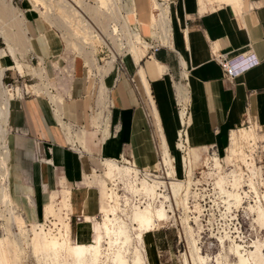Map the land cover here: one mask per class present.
Here are the masks:
<instances>
[{
	"label": "crops",
	"instance_id": "obj_1",
	"mask_svg": "<svg viewBox=\"0 0 264 264\" xmlns=\"http://www.w3.org/2000/svg\"><path fill=\"white\" fill-rule=\"evenodd\" d=\"M131 1L133 25L139 26L149 47L135 60L139 65L129 60L118 68L111 86L103 94L100 88L94 99L84 68L70 74L63 101L57 95L36 94L27 76L16 68H6L3 58V82L19 89L10 102L7 134L16 208L26 222H39L43 206L55 192L69 189V221L78 241L83 237L89 241L91 236L92 222L80 226L84 219L102 216L101 181L105 180L106 162L131 169L121 161L133 158L146 172H158L161 160L159 163L157 151L161 159L166 147L174 162L173 177L182 180L181 166L188 164L174 151V139L182 126H188L191 165L203 159L207 166L210 156L193 148L225 150L232 132L241 126L254 123L264 133V0H163L162 4V0H152L156 8L159 3L166 6L169 20V36L159 42L152 34L146 37L149 9L138 17ZM30 4L32 8L25 12L32 43L29 60L50 81V67L57 72L66 62L63 40L53 29L61 30L52 28L42 15L31 16L35 9ZM157 46L159 50L154 51ZM242 55L252 56L255 65L227 80L217 59ZM32 64L27 68H35ZM88 73L94 86L98 76L109 72L95 66L94 74L90 69ZM178 100L187 103L190 117L186 109L177 112ZM98 114H102L100 119ZM102 122H109L110 131H104Z\"/></svg>",
	"mask_w": 264,
	"mask_h": 264
},
{
	"label": "rangeland",
	"instance_id": "obj_2",
	"mask_svg": "<svg viewBox=\"0 0 264 264\" xmlns=\"http://www.w3.org/2000/svg\"><path fill=\"white\" fill-rule=\"evenodd\" d=\"M77 1H81V3ZM30 2L35 9V13L31 16L42 15L52 28L57 27L63 32L62 35L61 31L53 29L63 40L66 62L60 68L62 73L60 75H58V70L55 72L50 67L52 74L50 81L44 76L43 71H38L40 67L37 64H32L29 60L32 43L30 20L25 12L32 8ZM37 2L38 0H0V51L6 61V68H16L20 70V74L27 76L25 77L27 83L36 85V89L33 88L36 94L44 96L49 94L51 97L57 95V98L64 101L70 84L69 79H72L70 74L84 68L94 99L100 88L101 94H103L105 87L111 86L113 76L118 68L124 67L129 60H132L136 66L139 65L135 60L139 61L142 58L140 50L146 51L145 49L149 47L147 38L145 42L139 26L133 25L134 11L131 7V0H44L41 3ZM146 2L150 3L149 7L146 6ZM160 3L162 4L164 1L162 0ZM160 3L159 8H156L150 0H134L133 2L138 17L143 10L147 12L146 8L149 9L150 22L149 25H146V37L147 34H152L158 42L163 41L164 38L166 40L170 33L168 15L164 9L166 6H162ZM80 4L82 5L80 6ZM59 7L69 11L66 12L68 18H63L65 15ZM74 28L80 31L82 28V33L79 31L75 34ZM3 36L10 39V46L7 45ZM85 36H89L86 37V41ZM28 63H31L36 69L32 66L28 69ZM95 66L101 68L103 72L109 73L103 77L98 76L92 86L88 71L90 69V72L94 74ZM17 70L13 69L11 72L16 74ZM36 73L39 75L35 76ZM3 83L6 86L4 84V88L0 87V104L5 103V99H9L10 102L12 99V95L8 94L6 88L9 81ZM38 89L39 91H36ZM15 91L14 98L16 97ZM50 91L55 95H52ZM17 92L19 94V89ZM184 105L187 106V103L184 102ZM9 108L10 106L7 107V116L0 118V264H115L119 253L122 254L127 264H135L137 256L143 258L142 264H149L145 246L146 233L140 237L142 230L138 224H133L132 221L137 208L144 210L149 205H153L157 209L163 206L167 214V221L162 222L159 228L152 231L157 242L159 264H238L239 259L232 249L234 244L247 247L248 252L255 250L253 243L263 246L264 228L257 221V205L260 201L259 197L262 200L264 196V189L260 183L254 180L255 157L253 153L258 146L264 149V133L258 125L251 123L232 132L231 144L227 149L218 151V154L214 156H209V170L206 175L216 179L214 186L216 198L226 203L231 211L242 210L244 212L242 216L232 215L230 218L222 216L216 220H203V207L196 204L193 210L189 203L191 182L189 185H184L183 180L174 179L173 159L169 156V160H166L165 151L162 149L164 163L170 169L166 178L159 174L154 176L146 173V180L138 181L136 175L131 173V169L122 168L117 163L106 162L105 180L101 181L102 216L98 219L90 217L87 221L84 219V223L80 224L81 226L92 222L91 225L94 226V229L99 231L100 255L97 263L93 262L90 254L77 260L74 256L69 255L66 248L59 249L57 253L48 250L52 239H57L60 243L71 242L72 244H88L89 241L85 240L83 236L82 240L78 241V233L77 236L74 233L72 236L71 224L67 226V233L60 237L50 236L41 228L46 221L47 228L54 227L53 223L58 220L52 216L63 215L66 217L65 213H67L70 217L72 203L69 189L64 188L62 191L55 192L54 198L43 206L39 222L28 223L18 212L10 185V157L7 160L5 158L6 145L9 148L8 139L6 144L3 141L5 134H8ZM101 115L98 114L99 119L102 117ZM155 115L158 119L156 107ZM102 124L104 131L106 128L110 131L109 122H102ZM2 129L6 130V133ZM243 129L246 134H237L239 130ZM162 131L164 132L163 126ZM151 135L153 137L156 134ZM159 135L161 142L164 141L168 146L163 134ZM174 140L176 142V139ZM203 149L206 150V148L201 150ZM166 151L169 152L168 149ZM174 151L176 153L175 148ZM248 151L252 154H248ZM225 165L232 166L230 171H225ZM243 165H246L248 169L246 170ZM97 174L100 175L101 172L98 170ZM191 174L192 172L189 173V176ZM246 175H248L247 180ZM115 177L118 179L114 180ZM252 179L255 184L253 182L251 184ZM154 182L158 184L155 198L151 196ZM177 183L185 186L180 192H177ZM120 185H123L126 193L131 194L133 198L144 196L147 200L146 204L141 206L133 203L129 196L122 199L117 192ZM92 187H97V185L94 184ZM253 190L256 191L257 196ZM237 196L240 197V201L237 200ZM217 203L219 204V202ZM177 209H180L179 216ZM191 213L195 214L191 215ZM240 225L242 226L240 227ZM120 227L127 228L129 232L131 240L128 244H124L125 239L122 237L116 241L114 232L118 233ZM107 231L111 234L110 237L107 235ZM93 241H97L96 234L93 235ZM194 259L195 261H193Z\"/></svg>",
	"mask_w": 264,
	"mask_h": 264
},
{
	"label": "bare ground",
	"instance_id": "obj_3",
	"mask_svg": "<svg viewBox=\"0 0 264 264\" xmlns=\"http://www.w3.org/2000/svg\"><path fill=\"white\" fill-rule=\"evenodd\" d=\"M44 0H38L39 3L43 2ZM152 2V0H150ZM37 2V3H38ZM64 2V1H63ZM78 2V1H77ZM67 3V2H65ZM78 3H81L78 2ZM77 3V4H78ZM153 3V2H152ZM68 4V3H67ZM83 4V3H82ZM80 4V6L82 5ZM71 6V5H70ZM85 6V5H84ZM66 8V7H65ZM68 8V7H67ZM60 10H62L63 14L65 15V17L63 18H68L66 12H69V11H65V9L63 7H59ZM69 9V8H68ZM59 10V11H60ZM67 10V9H66ZM71 10V9H70ZM75 11V10H74ZM76 11H78L76 9ZM155 11V10H154ZM73 13V11H72ZM155 14V13H154ZM70 15V14H69ZM154 16V15H153ZM153 26V25H152ZM86 29V28H84ZM74 33L77 34L79 33V29L77 28H74L73 29ZM84 31V30H83ZM88 31V30H87ZM82 33V28H81V31ZM90 32V31H89ZM80 33V34H81ZM85 33V32H84ZM93 33V32H92ZM86 34V33H85ZM88 34V33H87ZM0 37H1V33H0ZM4 37V40L6 41L7 45L10 46V39L7 37V36H3ZM86 37L88 38L89 36H85V41L87 40ZM91 40V39H89ZM94 42V40H93ZM86 43V42H85ZM145 44V43H144ZM94 46V45H93ZM146 46V45H145ZM11 49H13L11 47ZM140 55H143V53H145L144 50H140ZM13 55H14V51L12 52ZM15 57V55H14ZM60 67H57V70H58V74H62L61 73V70L59 69ZM5 72H6V69L4 67V64H3V53L2 51H0V87L1 88H4V83H3V78H4V75H5ZM19 73H21L19 71ZM6 86V84H5ZM34 86L36 85H33L32 88H34ZM7 88V92L9 95H12V99H14V90H16V95L18 94V88H10V87H6ZM35 92V91H34ZM52 92V91H51ZM5 103H1L0 104V118L2 119V117H6L7 114H8V109L7 107L10 106V100L9 99H5L4 100ZM257 126V125H256ZM3 128V127H2ZM4 130V129H2ZM3 132V131H2ZM4 132L6 133V130H4ZM3 132V133H4ZM182 132V131H181ZM179 133L178 134V138H180L181 136H183L184 134L182 133ZM245 130H239L237 132V134H246L244 133ZM4 133V134H5ZM7 134H5V140L4 143L6 144L7 143V138H6ZM185 136H187V142H188V145H189V140H188V136L189 134H185ZM6 160L9 159L10 157V151H9V148L7 147L6 145ZM167 148L165 147V155H166V160H169V152L166 151ZM188 156H189V151H188ZM240 156V155H239ZM187 156H184V160L186 161V163L188 164V160L190 162V159L186 158ZM161 170L163 171V178H166L168 176V170L169 168L166 166V164L164 163V158L162 157L161 158ZM208 166V164H207ZM160 170V171H161ZM192 172V170L189 171V173ZM146 173H150L152 175H156L158 174V172H146ZM172 176V175H170ZM160 179V178H159ZM169 179V178H168ZM241 180V178H240ZM157 181V180H156ZM161 181V180H160ZM158 182V181H157ZM157 182H154L153 184V189L151 190V196L153 198H155L157 196V188H158V184ZM252 182L254 183V180L252 179L251 180V184ZM163 184V183H162ZM255 184V183H254ZM177 192H180V190L182 189L183 185L179 183H177ZM256 186V185H255ZM161 187V186H160ZM144 188V187H143ZM257 188V186H256ZM253 189V188H252ZM258 190V189H257ZM137 191V190H136ZM256 194V191L253 190ZM260 194V193H259ZM264 194V193H263ZM262 194V195H263ZM160 195V194H159ZM257 196V194H256ZM150 197V196H149ZM238 201H240V197L237 196L236 197ZM259 203L257 205V214H258V219L257 221L259 222L258 224H260L263 228H264V196L262 198V200L260 199L259 197ZM237 201V202H238ZM151 203V202H150ZM155 203V202H154ZM153 203V204H154ZM254 210V209H253ZM256 212V211H255ZM66 217H64L63 215L61 216H52V217H55L58 221H55V223H53L54 227H51V228H47V224L46 222L41 226L43 232H46L48 233L50 236H54V237H60L62 235H65L67 233V226L70 224V221H69V218L68 217V214L65 213ZM51 217V216H50ZM49 217V218H50ZM48 218V219H49ZM47 219V220H48ZM131 219V218H130ZM132 221H133V224H138L140 229L142 230V234L140 235V237L143 236V233H146V238H145V246H146V249H147V252H148V261H149V264H159V261H158V257H159V253H158V249H157V246H156V243H155V239H154V236H153V233L152 231L154 229H157L161 226V223L164 222V221H167V214H166V211H165V208L163 206H161V208H154L153 205H149L147 208H145L144 210L142 209H139L137 208L135 211H134V214H133V218H132ZM131 226V225H130ZM90 231H91V236L89 238V243L88 244H83V243H75V244H72L71 242H64V243H60L57 239H52L51 243H49L48 245V250H52L54 251L55 253H57L59 251V249H62V248H66L69 255H72L74 256L77 260H81L86 254H90L92 260L94 263H97L98 261V258H99V255H100V250H99V240H100V235H99V231H96L97 229H94V226L90 225ZM105 228V227H104ZM116 228V227H115ZM129 230V229H128ZM86 231V230H85ZM114 231V230H113ZM96 234L97 235V241H93V235ZM115 237H116V241L120 240V238H124L125 241H124V244H128L129 241L131 240V237L129 235V232L127 231V228H121L119 229V232L118 233H115ZM107 235L110 237V233L107 231ZM106 235V236H107ZM110 241V240H109ZM73 242V241H72ZM255 242V241H254ZM257 242V241H256ZM112 243V242H111ZM253 243V242H252ZM263 244V243H262ZM264 246V244H263ZM263 246L259 243H253V249H255L254 251H250L248 252V249L247 247H241L239 245H235L234 244V248L232 247L233 249V252L235 253V255L238 257L239 259V262L238 264H264V253H263ZM144 247V246H143ZM232 249H231V252H232ZM195 251V250H194ZM197 251V250H196ZM232 252V253H233ZM200 253V252H199ZM198 253V254H199ZM194 254V252H193ZM201 254V253H200ZM188 255V254H187ZM189 256V255H188ZM195 256V254H194ZM198 257V255H197ZM196 257V258H197ZM147 258V257H146ZM189 258V257H188ZM200 258V257H199ZM203 258V257H202ZM201 258V260H202ZM117 262H115V264H127V262L123 259V256L121 253L118 254L117 256ZM204 259V258H203ZM207 259V258H206ZM195 261V259L193 260ZM200 261V259H199ZM143 262V258L141 256H137V259L135 260V264H142ZM190 262V261H189ZM196 263H197V260H196ZM199 263V262H198ZM204 263V262H203ZM114 264V263H113ZM191 264V263H189ZM205 264V263H204ZM222 264V263H221Z\"/></svg>",
	"mask_w": 264,
	"mask_h": 264
},
{
	"label": "built area",
	"instance_id": "obj_4",
	"mask_svg": "<svg viewBox=\"0 0 264 264\" xmlns=\"http://www.w3.org/2000/svg\"><path fill=\"white\" fill-rule=\"evenodd\" d=\"M154 51L159 50V47H153ZM220 66L222 67V70L225 73L227 80H234L237 78L240 74H242L247 68L255 65V59L252 56H239L234 59H229L225 57H220L217 59ZM8 87L14 88L11 85H7ZM186 109V110H185ZM176 110L177 112L181 113L184 110L186 111V115L190 117L189 114V107L188 105L185 106L184 102L177 101L176 104ZM251 124V123H250ZM188 126H182V134L180 138L176 140V151L179 152L182 155V158L184 156H187L186 158L189 159L188 151L190 150L188 142H187V136H185L187 132ZM195 150L200 151L202 155H212L218 154V148L215 146L209 147L206 150H201L197 148H193ZM157 151V148H156ZM248 154H252L250 151H248ZM159 152L157 151V159L160 163V156ZM254 159V166H255V175L254 180L257 183H260L263 186L264 189V149L261 147H257L253 153ZM127 160L125 162L121 161L124 165L130 167L132 170L137 171V173H133L136 175L137 180H146V170L143 168H140L136 166L135 161L133 158H126ZM203 159H201L200 162L197 164L191 165L188 160V166L183 162V165L181 166L180 172H182L183 177V184L189 185V182H191L190 191L191 195L189 198V203L192 209L194 210L196 204H200L203 207L202 212V219H219L222 216L230 218L232 215H237L238 217L242 216L244 212L242 210H233L231 211L228 207V205L224 202H222L220 199L216 198L215 192H214V186L216 183L215 177H207V171L209 170L208 166L203 165ZM249 161L250 158H249ZM246 164V163H245ZM247 165V164H246ZM243 165V167L247 170V166ZM232 166H226L225 165V171H230V168ZM192 170L191 176H189V171ZM159 175L163 176V171H158ZM246 175V180H247ZM185 187V186H184ZM183 187V188H184ZM117 192L120 194L122 199H125L127 196L131 198V201L136 204H140L141 206H144L146 204V198L144 196H137L134 197L126 193V190L123 188V185H120ZM219 202V204L217 203ZM180 209H177V215L179 216ZM194 215L195 213H191V215ZM237 222V221H236ZM242 225H240L241 227ZM243 228V227H242ZM210 233V231H208Z\"/></svg>",
	"mask_w": 264,
	"mask_h": 264
}]
</instances>
